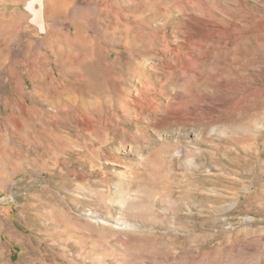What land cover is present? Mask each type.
<instances>
[{
  "label": "rangeland",
  "instance_id": "rangeland-1",
  "mask_svg": "<svg viewBox=\"0 0 264 264\" xmlns=\"http://www.w3.org/2000/svg\"><path fill=\"white\" fill-rule=\"evenodd\" d=\"M0 264H264V0H0Z\"/></svg>",
  "mask_w": 264,
  "mask_h": 264
},
{
  "label": "bare ground",
  "instance_id": "bare-ground-1",
  "mask_svg": "<svg viewBox=\"0 0 264 264\" xmlns=\"http://www.w3.org/2000/svg\"><path fill=\"white\" fill-rule=\"evenodd\" d=\"M89 12V11H88ZM90 13V12H89ZM82 14H85V12H82ZM86 14H88V13H86ZM85 14V15H86ZM3 22H4V33L8 36V37H10V35H11V31H12V29H13V22L11 21V19L10 18H7V19H4L3 20ZM13 37V36H12ZM11 38V37H10ZM3 59H5V58H3ZM8 69V68H7Z\"/></svg>",
  "mask_w": 264,
  "mask_h": 264
}]
</instances>
